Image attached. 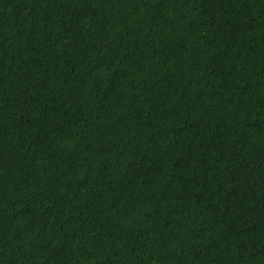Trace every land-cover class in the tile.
I'll use <instances>...</instances> for the list:
<instances>
[{"label": "trees", "instance_id": "trees-1", "mask_svg": "<svg viewBox=\"0 0 264 264\" xmlns=\"http://www.w3.org/2000/svg\"><path fill=\"white\" fill-rule=\"evenodd\" d=\"M0 264H264V0H0Z\"/></svg>", "mask_w": 264, "mask_h": 264}]
</instances>
